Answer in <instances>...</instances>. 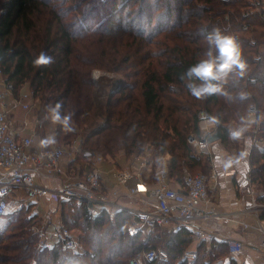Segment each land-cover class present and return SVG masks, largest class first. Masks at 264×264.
<instances>
[{"label":"trees","instance_id":"obj_1","mask_svg":"<svg viewBox=\"0 0 264 264\" xmlns=\"http://www.w3.org/2000/svg\"><path fill=\"white\" fill-rule=\"evenodd\" d=\"M258 1L264 13V0ZM253 0H0V67L15 88L28 82L49 109L61 104V115L71 113V132L56 123V137L70 142L88 126L81 139L80 158L115 156L120 149L129 157L150 144L170 154L167 175L181 183L184 168L208 171L211 159L197 152L188 137L199 132L198 112L218 116L219 143L233 145L230 125L240 126L249 103L258 107L250 151V179L264 191V19L252 11ZM229 14V19H226ZM247 28H243L244 25ZM214 28L234 35L247 64L243 78L230 77L226 90L237 97L229 102L212 95L197 99L180 79L187 68L204 58L211 47L206 34ZM254 40V42H251ZM214 51V49H213ZM40 53L53 58L49 65L35 63ZM99 68L122 76L99 113L91 72ZM250 78H255L252 82ZM149 182H151L149 180ZM264 202V195L259 197ZM59 202L61 220L81 231L80 252L66 254L61 240L38 246L39 237L29 232L37 216L24 209L8 214L0 224V264H128L143 248L140 235L129 236L131 215L117 211L92 218L87 204ZM37 215V214H36ZM264 217V211L262 212ZM151 246L161 245L167 260L149 264H211L226 256L223 243L193 242L190 231L156 232ZM185 248L197 251L194 260L179 261ZM227 264H237L231 256Z\"/></svg>","mask_w":264,"mask_h":264},{"label":"built area","instance_id":"obj_2","mask_svg":"<svg viewBox=\"0 0 264 264\" xmlns=\"http://www.w3.org/2000/svg\"><path fill=\"white\" fill-rule=\"evenodd\" d=\"M250 12H260L264 19V13L259 10L258 1L253 0ZM229 19V14H226ZM243 28H247L245 24ZM254 42V40H251ZM255 59L262 58V50ZM103 76V75H102ZM99 77L98 75L96 78ZM252 82L255 78H250ZM38 96L32 89L15 88L14 84L6 80L0 67V220L5 218L10 211V205L15 202L16 213L26 201H38L42 198H50L55 202L65 199H73L78 203L85 202L92 218L102 212L110 218L117 211H127L131 215L128 225L129 236L140 235L143 248L128 259V264H149L154 260H167L168 251L161 245L151 246V237L156 232L179 231L185 228L190 231L193 242L204 241L205 252H212L211 243H223L228 249L226 256H217L211 264H227L228 256H236L242 253L243 243L239 239L221 237L207 230L203 222L215 218H223L230 214L251 213L254 217L253 225L242 222L243 228L254 227L262 236L261 246L264 249V203H259L253 191H251L250 205L243 209L229 212L218 211L210 208L209 180H216V171L191 173L184 168L182 181L174 186L163 170L154 181H147L141 177V173H133L131 169L117 170L115 180L112 181L99 167L83 170L78 175L64 172L61 185L51 187L38 182L36 175L51 176L60 170V164L66 156L75 157L81 151V143L76 138L68 143H59L56 137V127H53V135L56 143L48 147H41L35 139L34 131H26L33 123L35 126L49 128L50 119L45 117L48 112L43 110L36 113ZM254 107V116L258 112L256 103L251 102L246 114ZM16 108L23 111V118L17 120L13 117ZM201 113H207L201 110ZM216 127H209L204 131V124L199 119V132L191 133L188 141L193 148L212 159L211 143L208 137L216 131ZM233 172V171H231ZM103 175H106L103 177ZM133 180V184L129 182ZM109 186V187H108ZM121 194L132 198H141V204L136 205L121 199ZM12 198V199H11ZM55 222L54 236L61 240L63 248L69 256H75L80 252L81 244L74 229ZM62 223V222H61ZM45 226V225H44ZM44 226H32L38 235V246L46 244ZM151 257L149 260L148 258ZM197 251L185 248L179 261L194 260Z\"/></svg>","mask_w":264,"mask_h":264},{"label":"crops","instance_id":"obj_3","mask_svg":"<svg viewBox=\"0 0 264 264\" xmlns=\"http://www.w3.org/2000/svg\"><path fill=\"white\" fill-rule=\"evenodd\" d=\"M247 116V114L245 115ZM13 117L17 120H21L23 118V111L20 108H16L13 112ZM255 117V116H254ZM256 124L253 123L248 130L254 128ZM49 128L44 126H35L33 123L26 129V131H34L36 142H40L41 139H44L48 136L53 135V123H49ZM239 125L232 123L230 125L231 128L238 127ZM232 140V139H231ZM233 145L230 148L223 147L218 140L211 142V150H212V159H211V167L209 170L216 171V180H209V193H210V208L216 209L218 211L229 212L231 210L243 209L250 205L251 202V191H253V196L258 200L259 197L264 195L263 189L258 187L255 182H252L250 179V151L252 148L253 140L249 135L248 131L245 133V136L241 138L239 141L232 140ZM40 144V143H39ZM246 153L241 158V153ZM169 156L166 158L168 159ZM74 157L66 156L63 158L60 164V170L51 176H41L36 175L35 179L47 186L58 187L61 185V182L64 178V172H70V168L68 166V159L72 160ZM102 158V157H101ZM96 160L94 164L98 165H107L106 160L100 159ZM99 167V166H98ZM100 168V167H99ZM105 169V168H104ZM102 170V169H101ZM108 170V169H107ZM208 170V171H209ZM165 171V170H164ZM207 171V172H208ZM233 171V172H231ZM167 175V170L165 171ZM107 174V176L114 181L115 174L112 175ZM106 175H103V177ZM159 176V175H158ZM168 177V175H167ZM158 178V177H157ZM169 182L178 186L179 182L169 178ZM133 184V180L129 182V185ZM109 187V186H108ZM12 199V198H11ZM42 201L47 204H51V206H55L58 202H55L50 198H42L41 200L34 201L36 203H42ZM16 206V203L13 202ZM49 208V207H48ZM51 208H49V211ZM35 213L39 214V218H43V215L47 213L40 212L38 209L34 210ZM41 218V219H42ZM51 221H55L52 217L48 221L47 225L44 226V229L48 227ZM242 222H245L249 225H253L254 217L252 214H230L223 218L215 219L211 218L203 222L204 228L214 232L215 234L225 237V238H234L239 239L243 243V251L239 255L233 256L237 262V264H264V249L261 246L262 236L260 233L252 226L248 228H243ZM53 227V226H52ZM49 230V229H48ZM165 232V231H164ZM50 233V235H49ZM46 237V244L52 245L54 240L57 238L53 234V228L50 229V232ZM231 256H228V259Z\"/></svg>","mask_w":264,"mask_h":264},{"label":"clouds","instance_id":"obj_4","mask_svg":"<svg viewBox=\"0 0 264 264\" xmlns=\"http://www.w3.org/2000/svg\"><path fill=\"white\" fill-rule=\"evenodd\" d=\"M206 39L211 46L204 56L197 62L190 65L187 70L181 74L180 79L186 81V88L192 96L197 99H206L212 95L225 97L229 102L238 99L245 101L249 99L250 93L247 91H239L237 96H233L226 90L225 85L228 84L230 77L243 78L247 71V64L243 57L241 46L237 38L228 33L222 32L219 28H214L206 34ZM214 49V51H213ZM53 62V58L44 53H40L35 63L37 65H49ZM61 104L56 102L54 106L48 109L46 119H50L52 123L62 125L65 132H71L72 115H61ZM255 108L249 109L247 116H242L240 126L229 129L228 135L230 139L239 141L245 136L249 127L255 123ZM199 119L204 124V131L209 127L219 125L220 118L207 113H201ZM41 147H48L56 143L54 136H48L40 140ZM241 158L246 153H241ZM149 260L151 257L148 258Z\"/></svg>","mask_w":264,"mask_h":264},{"label":"rangeland","instance_id":"obj_5","mask_svg":"<svg viewBox=\"0 0 264 264\" xmlns=\"http://www.w3.org/2000/svg\"><path fill=\"white\" fill-rule=\"evenodd\" d=\"M97 75L99 77L96 78ZM91 77H92V80L94 82V92L96 95L95 96L96 103H97V106L99 108L98 110H99L100 115L103 116L105 113L106 100H107L108 96L110 95V93L113 92L116 82L118 80H120L122 78V76L118 73H115V72H111V71H107V70H103V69H99V68H94L91 72ZM18 88L31 89L28 82L21 84ZM43 110L48 112V109H46L44 107L41 99L38 96L36 113H39ZM199 112H198V114H199ZM55 125L56 124L53 123L52 126L54 127ZM53 127H51L52 130H53ZM255 127H256V125L254 126V129H255ZM88 129H89L88 126L80 129L77 132V134L73 137V139L77 138L81 143V139L86 134ZM57 140L59 143L65 144V140H62L59 138H57ZM81 155H83L82 146H81L80 153H78L72 160L68 159V166L70 168V174L78 175V174L82 173L83 170L94 169V167L99 166L100 169H102L103 171H108L110 173L109 175H112L113 173L115 174L117 170L129 168V169H131V171L133 173H135V172L141 173V177L147 181L156 180L158 175H160L163 170L166 171L167 167H168V160L170 159V154L162 153L159 148H155L154 146H152L150 144L146 145L140 152L134 153V154L130 155L129 157L124 153L123 149H120L119 152L113 157H110V156L103 157L101 155H96L92 159L91 162H89L87 160H82V158H80ZM167 156H169L168 159L166 158ZM100 159L106 160L107 165H105V167L103 165H98V164L96 166L95 165L96 163L94 164V162H96V160H99V162H100L101 161ZM198 172H200V171H198ZM202 172H207V171H202ZM191 173H197V172L193 171ZM120 196H121V199L124 201L130 202V203L136 204V205L141 204V198H138V199L132 198L131 196H128L126 194H121ZM74 204L78 205L80 203L75 201ZM14 205L15 204H13V203L10 205L11 213H9V214H12V213L17 214L16 211H14L16 208V206H14ZM20 205H22L20 210L24 209V211H26V214L28 216H33V215L37 216V219H35V221H33V224L29 226V232L30 233H35L33 231L32 226L42 227L44 225H47L48 221L50 220V217H52L55 221H53V222L51 221L50 225L44 229V233H45L46 237H48L47 234L50 232L51 228H53V231H54V226H55L54 224H55V222H57L58 219L60 220V222L58 224H62L63 226L68 227V226L64 225L62 220H61V206L59 203H57L55 206L54 205L51 206V204H47L44 201H42V203H40V202L36 203L33 201H26L25 203H22ZM48 207L51 208L50 211H49ZM36 209H38L40 212L47 211L45 216L43 215L44 219L42 217H41L42 219L39 218V214H37V212L35 213V211H34ZM6 218L7 217L1 219L0 224H3L6 220ZM68 228H70V227H68ZM71 229H74V232L76 233V235L78 237L80 236L81 231L78 228H71ZM49 235H50V233H49ZM54 242H55V240H54ZM66 254H68L67 251H66Z\"/></svg>","mask_w":264,"mask_h":264},{"label":"water","instance_id":"obj_6","mask_svg":"<svg viewBox=\"0 0 264 264\" xmlns=\"http://www.w3.org/2000/svg\"><path fill=\"white\" fill-rule=\"evenodd\" d=\"M219 139V134L217 131H214L209 137H208V142H213L215 140Z\"/></svg>","mask_w":264,"mask_h":264}]
</instances>
